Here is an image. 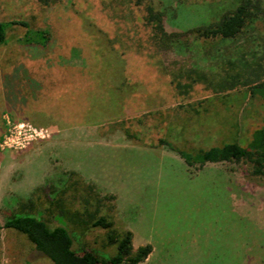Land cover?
I'll return each instance as SVG.
<instances>
[{"label":"rangeland","instance_id":"obj_1","mask_svg":"<svg viewBox=\"0 0 264 264\" xmlns=\"http://www.w3.org/2000/svg\"><path fill=\"white\" fill-rule=\"evenodd\" d=\"M240 2L0 0V21L51 34L43 51L16 45L21 28L0 46V225L29 215L62 226L99 264L126 232L134 249L152 248L141 264H264V178L246 163L188 167L178 154L249 147L264 124V102L249 95L264 81V18L231 40L188 34ZM147 8L181 43L155 45ZM28 67L55 77L29 87ZM0 264L52 263L2 230Z\"/></svg>","mask_w":264,"mask_h":264},{"label":"trees","instance_id":"obj_2","mask_svg":"<svg viewBox=\"0 0 264 264\" xmlns=\"http://www.w3.org/2000/svg\"><path fill=\"white\" fill-rule=\"evenodd\" d=\"M42 6L50 5L54 0H36ZM233 11L227 12L215 23L208 26L192 29L188 34L194 35L197 39L209 40L218 39L221 41L231 40L241 34L242 30L257 19L264 18V8L259 0H241ZM146 21L153 25L152 40L158 47L166 48L168 45L181 43V35L167 33L164 29L163 18L160 13H155L147 8ZM14 28H21L24 34L15 39L16 45L26 50H47L51 41V34L48 29H32L26 21L12 20L0 21V46L8 44L7 34ZM37 61V60H36ZM42 63L43 61L38 60ZM28 72L29 87H39L45 77H55L52 70L41 67L40 70L26 68ZM34 72H42L41 79L36 77ZM49 79V78H48ZM65 83L64 78L60 80ZM60 82L49 86L51 90L60 87ZM60 89V88H59ZM47 95L51 93L45 88ZM43 92V91H42ZM250 98H257L264 102V81L254 84L249 90ZM187 152L179 151V156L186 166L199 164L202 167L206 163H246L251 166L250 174L255 177L264 178V124L256 129L250 140L249 147H242L237 142H227L219 147L208 149H196ZM98 227L108 229L109 222L103 217L95 220ZM11 230L25 236L34 250L48 259L52 264H99L97 258L90 252L83 250L77 253L71 247L73 240L68 230L62 226L50 228L46 222L29 215H17L8 218L0 225V231ZM115 254L106 260V264H141L150 255L152 248L149 244L140 246L137 249L132 245V234L126 232L122 237L117 238Z\"/></svg>","mask_w":264,"mask_h":264},{"label":"crops","instance_id":"obj_3","mask_svg":"<svg viewBox=\"0 0 264 264\" xmlns=\"http://www.w3.org/2000/svg\"><path fill=\"white\" fill-rule=\"evenodd\" d=\"M49 98H52L53 100H54V97L51 95ZM58 97H56V99H57Z\"/></svg>","mask_w":264,"mask_h":264}]
</instances>
